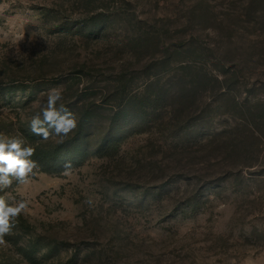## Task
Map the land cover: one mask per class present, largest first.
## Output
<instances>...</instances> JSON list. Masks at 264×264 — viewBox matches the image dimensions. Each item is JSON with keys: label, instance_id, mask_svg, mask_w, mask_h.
Listing matches in <instances>:
<instances>
[{"label": "rangeland", "instance_id": "1", "mask_svg": "<svg viewBox=\"0 0 264 264\" xmlns=\"http://www.w3.org/2000/svg\"><path fill=\"white\" fill-rule=\"evenodd\" d=\"M0 133L64 163L0 191V264H264V0H0Z\"/></svg>", "mask_w": 264, "mask_h": 264}, {"label": "clouds", "instance_id": "2", "mask_svg": "<svg viewBox=\"0 0 264 264\" xmlns=\"http://www.w3.org/2000/svg\"><path fill=\"white\" fill-rule=\"evenodd\" d=\"M22 38V37H21ZM63 94L59 88L50 89L47 100L40 111L35 113L30 121L33 134L48 140L50 136L67 137L77 128L76 116L60 103ZM35 149L25 145L21 137H9L0 133V191L10 188L13 179L18 185L27 184L34 170L39 167L38 162L32 160ZM71 168V162L65 164V169ZM29 207L28 201H7L0 197V244L5 243L4 237L11 234L16 221Z\"/></svg>", "mask_w": 264, "mask_h": 264}, {"label": "trees", "instance_id": "3", "mask_svg": "<svg viewBox=\"0 0 264 264\" xmlns=\"http://www.w3.org/2000/svg\"><path fill=\"white\" fill-rule=\"evenodd\" d=\"M80 106L79 107L77 106V108L81 109V114H82L83 120H85L86 118H87V120H89L90 110L89 109L85 110L84 107H80ZM88 122L89 121H87V123ZM36 161L38 162V165H39L38 168L41 169V171L47 172V173L61 172L62 166L64 165L63 161H61L60 158H57L55 156H52L50 158H46V155L39 156V158H37Z\"/></svg>", "mask_w": 264, "mask_h": 264}]
</instances>
